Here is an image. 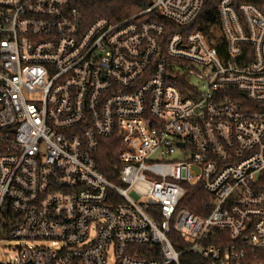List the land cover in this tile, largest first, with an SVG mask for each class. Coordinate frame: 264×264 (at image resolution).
Returning <instances> with one entry per match:
<instances>
[{
	"label": "built area",
	"instance_id": "1",
	"mask_svg": "<svg viewBox=\"0 0 264 264\" xmlns=\"http://www.w3.org/2000/svg\"><path fill=\"white\" fill-rule=\"evenodd\" d=\"M148 2L115 22L78 0H0L13 264H264V0H218L208 34L191 29L208 0ZM115 138L120 185L96 163ZM189 187L208 197L198 213Z\"/></svg>",
	"mask_w": 264,
	"mask_h": 264
},
{
	"label": "trees",
	"instance_id": "2",
	"mask_svg": "<svg viewBox=\"0 0 264 264\" xmlns=\"http://www.w3.org/2000/svg\"><path fill=\"white\" fill-rule=\"evenodd\" d=\"M83 8V12L88 21H93L99 18H108L110 20H122L133 16L144 9H147L148 0H78ZM217 1L208 0L203 12L198 17L197 21L192 25L191 29L202 25V29L208 34V29L204 23L210 21L212 24L218 25L217 17ZM236 3L253 2V0H235ZM175 30V28H174ZM173 31V30H172ZM221 53L225 52L220 49ZM123 149L118 138L104 139L96 154V163L99 172H101L108 180L113 183L119 182L115 168L119 166V153ZM207 195L200 188H188L186 197V206L194 213H198L199 205L207 199Z\"/></svg>",
	"mask_w": 264,
	"mask_h": 264
},
{
	"label": "rangeland",
	"instance_id": "3",
	"mask_svg": "<svg viewBox=\"0 0 264 264\" xmlns=\"http://www.w3.org/2000/svg\"><path fill=\"white\" fill-rule=\"evenodd\" d=\"M181 153L177 152L176 155L172 157L173 160L180 159ZM157 157H154V161ZM120 185L119 182L116 183ZM23 242L13 240L11 238H6L0 242V264H13L16 258H18V250L22 246ZM109 262L113 263L112 256L109 259Z\"/></svg>",
	"mask_w": 264,
	"mask_h": 264
}]
</instances>
